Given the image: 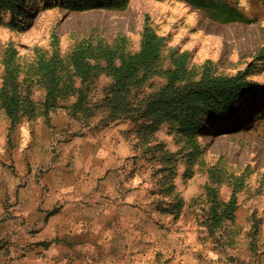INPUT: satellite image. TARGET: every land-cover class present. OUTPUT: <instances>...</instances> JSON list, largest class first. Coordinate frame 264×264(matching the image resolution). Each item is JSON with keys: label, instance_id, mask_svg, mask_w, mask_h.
Here are the masks:
<instances>
[{"label": "rangeland", "instance_id": "obj_1", "mask_svg": "<svg viewBox=\"0 0 264 264\" xmlns=\"http://www.w3.org/2000/svg\"><path fill=\"white\" fill-rule=\"evenodd\" d=\"M227 1L256 21L219 24L182 0H15L0 8V227L11 220L14 235L33 241L42 220L37 204H21L22 192L37 166L56 162L58 145L46 149L48 140L72 138L78 193L101 196L98 209L117 214L126 242L139 229V249L118 252L117 264H264V0ZM146 26L159 55L123 84L102 60H91L100 65L87 80L76 73V50L98 59L108 49L139 53ZM175 71L181 84L241 77L251 89L229 105L218 94L203 99L184 124L182 116L157 121L148 103ZM53 86L58 99L47 109ZM4 88L32 107L17 123L3 108ZM30 253L17 246L6 258Z\"/></svg>", "mask_w": 264, "mask_h": 264}, {"label": "crops", "instance_id": "obj_2", "mask_svg": "<svg viewBox=\"0 0 264 264\" xmlns=\"http://www.w3.org/2000/svg\"><path fill=\"white\" fill-rule=\"evenodd\" d=\"M52 141L51 137L46 149L54 143L58 145L56 162L45 158V162L51 164L43 163L42 167L34 169V179L39 169L44 173L38 183L32 180L34 182L26 188L30 194L23 191L20 200L25 207L27 202L37 204V219L42 220L40 228L36 230L37 235L29 234L34 239L27 243L22 232L14 235L11 220L2 224L0 264H117L118 252L130 244L132 249L135 245L139 249L140 238L136 235L140 233L139 229L133 228L129 233L132 242H126L124 227L116 226L117 214L98 209L101 196L87 198L78 193V172L72 170V138L50 144ZM17 246L32 253L19 261L7 259V249L13 251Z\"/></svg>", "mask_w": 264, "mask_h": 264}, {"label": "trees", "instance_id": "obj_3", "mask_svg": "<svg viewBox=\"0 0 264 264\" xmlns=\"http://www.w3.org/2000/svg\"><path fill=\"white\" fill-rule=\"evenodd\" d=\"M1 9H7L13 6L15 0H0ZM115 7H121L128 0H103ZM195 9L204 11V13L214 22L229 25L236 23L250 24L256 21L251 18L236 5L227 0H182ZM103 56L97 58L90 55V49L79 48L76 50L71 59L76 73L84 80L91 75L94 69L99 68V63L92 65L91 60H100L106 63L105 67H100L112 74L116 80V85H121L129 76L139 68L147 66L155 59L160 52V42L156 40L153 30L146 26L143 34L142 49L136 54L121 53L118 57L117 51H110ZM120 64H117V60ZM56 73L52 76V82L56 79ZM57 88V86H56ZM55 86L51 87L47 96V109L52 108L57 99ZM251 89V84L241 77H214L205 75L200 81L179 83V72L175 71L170 74L169 82L155 95H153L148 103V113L157 121L163 120L166 116H182V124L195 119L200 114L201 103L203 99L211 95L218 94V99L223 98L221 102L231 104L245 92ZM13 90L11 93L4 88L1 93L3 108L6 109L8 116L14 123L18 122V114L23 111L24 114L32 112V107L22 106V104H30V102H21L20 95ZM212 97V96H211ZM214 97V96H213ZM220 106V108H221ZM234 200L225 205V208L219 214L218 219L222 222L229 217ZM218 213V210H216Z\"/></svg>", "mask_w": 264, "mask_h": 264}, {"label": "bare ground", "instance_id": "obj_4", "mask_svg": "<svg viewBox=\"0 0 264 264\" xmlns=\"http://www.w3.org/2000/svg\"><path fill=\"white\" fill-rule=\"evenodd\" d=\"M238 118H240V117H238ZM238 118H237V119H238Z\"/></svg>", "mask_w": 264, "mask_h": 264}]
</instances>
